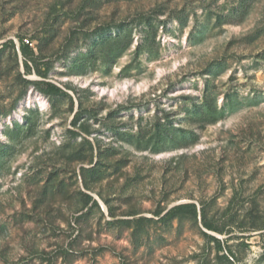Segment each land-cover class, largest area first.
<instances>
[{"label": "rangeland", "instance_id": "374dc122", "mask_svg": "<svg viewBox=\"0 0 264 264\" xmlns=\"http://www.w3.org/2000/svg\"><path fill=\"white\" fill-rule=\"evenodd\" d=\"M0 264H264V0H0Z\"/></svg>", "mask_w": 264, "mask_h": 264}, {"label": "trees", "instance_id": "16d2710c", "mask_svg": "<svg viewBox=\"0 0 264 264\" xmlns=\"http://www.w3.org/2000/svg\"><path fill=\"white\" fill-rule=\"evenodd\" d=\"M102 30L106 31L109 29H108V27L105 26L104 28H102ZM153 34H154V29L152 28L151 25H149L147 27L145 33H144L143 43L137 47L138 51L143 50L145 48L148 51H151L150 44H149V35H153ZM121 40H122V36L117 38L113 42H109L107 44L109 47V51H108L107 56L104 57L105 63H107L112 57H115L116 55H118L120 53L122 48H118V45H119V42H121ZM131 40H132V38L130 36L125 37L124 38V41H125L124 46L125 45L127 46L131 42ZM10 42L13 44L12 40H10ZM20 46H21L22 53L27 55L28 46L26 44H24L22 41L20 42ZM25 67H26V71L29 72L30 66L27 62H25ZM36 69H37V72L39 74H43V72H41V70H39L38 67ZM34 84H36L37 87H39V89L45 94L63 93L61 88H59L57 85H55L51 82H48V81H36V82H34ZM201 105H202L201 108L198 110V112L196 114H197L198 118H200L202 120L206 119L207 116H211L210 117L211 121H215L217 119V115H219L221 113V111L219 109H217V105L215 104L214 97H212V96H206L205 99H203ZM78 119H79V116L77 115L73 120V124H76V121ZM30 121H31V118H30ZM84 125L85 124H83L82 127L86 128V127H84ZM71 133L76 134V132L73 130H71ZM181 135H182L181 139L185 140L186 139L185 138L186 133L183 132ZM193 142H194V139L190 140V142H184L182 145L186 146V145H189ZM88 143H89L90 149L92 150L93 149L92 144L89 141H88ZM85 185L87 186V184H85ZM82 195L84 196V198L86 199L87 202H89L90 200L93 199L92 196L88 193L82 192ZM92 203L97 204L96 200H93ZM110 214H111V211H110ZM185 214L191 215L194 218H197V216L199 215L201 217V221H202L205 228H207L209 230L219 231L218 228H216L215 226H213L212 224H210L206 221L204 207L201 206L200 208H198V205L194 202H185V203L176 204V205L172 206L171 208H169L163 217L166 219V218H172V217H180L181 215H185ZM144 219L145 218H138L137 221L144 220ZM205 235L209 239H211L217 243L218 251L222 250V246H221L220 240L218 238H216L213 235H209L207 233ZM223 257L227 258V256L225 254H223Z\"/></svg>", "mask_w": 264, "mask_h": 264}, {"label": "bare ground", "instance_id": "6f19581e", "mask_svg": "<svg viewBox=\"0 0 264 264\" xmlns=\"http://www.w3.org/2000/svg\"><path fill=\"white\" fill-rule=\"evenodd\" d=\"M29 100H30V99H29ZM40 100H43V99H42V97H40V98H39V101H40ZM22 102H23V101H22ZM22 102H20V103H19V105H21V104H22ZM28 102H29V101H28ZM21 106H22V105H21ZM18 108H20V107H18ZM15 115H16V116H18V117L20 116V115H19L17 112H16V114H15Z\"/></svg>", "mask_w": 264, "mask_h": 264}, {"label": "built area", "instance_id": "2783aa9c", "mask_svg": "<svg viewBox=\"0 0 264 264\" xmlns=\"http://www.w3.org/2000/svg\"><path fill=\"white\" fill-rule=\"evenodd\" d=\"M24 41H25L26 43H30V40H29L28 38H25Z\"/></svg>", "mask_w": 264, "mask_h": 264}, {"label": "water", "instance_id": "95a60500", "mask_svg": "<svg viewBox=\"0 0 264 264\" xmlns=\"http://www.w3.org/2000/svg\"><path fill=\"white\" fill-rule=\"evenodd\" d=\"M179 203H183V202H179ZM179 203H178V204H179ZM104 208H105V207H104ZM105 209H106V208H105Z\"/></svg>", "mask_w": 264, "mask_h": 264}]
</instances>
